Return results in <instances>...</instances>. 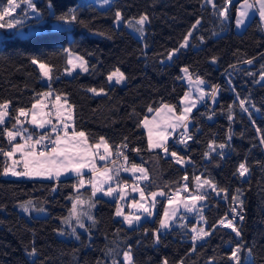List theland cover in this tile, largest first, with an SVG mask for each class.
Listing matches in <instances>:
<instances>
[{
  "label": "trees",
  "instance_id": "trees-1",
  "mask_svg": "<svg viewBox=\"0 0 264 264\" xmlns=\"http://www.w3.org/2000/svg\"><path fill=\"white\" fill-rule=\"evenodd\" d=\"M203 1L111 0L108 7L100 9L90 0H35L41 15L34 13L37 18L23 27L34 28L37 33L18 36L1 32V36H15L0 40V103L10 102L9 116L2 127L11 128L17 110H30L37 93L49 91L50 84L51 99L60 95L63 102L67 98L73 106L74 127L88 135L90 144L103 136L113 153L116 146L126 143L124 154H137L138 165L149 176L141 184L146 193L170 194L185 183L189 191L195 192L196 176L212 180L226 193L221 191L217 196L208 189V199L201 208L205 220L201 221L196 213H182L183 219L178 218L169 229L159 232L157 243L154 232L159 229L166 195L157 201L152 220L127 227L116 218L114 201L92 197L88 184L78 187L77 178L56 182L2 178L7 160L0 155V264H113V260L124 264L122 256L129 246L133 264H163L165 260L167 264H234L227 257L237 242L235 233L218 221L233 204L231 197L238 188L243 190L244 201V220L236 221L245 244L239 253L241 264L248 248L255 264H264V84L258 82L264 66V32L256 17L241 33L233 32L235 8L242 0L230 5L227 21L217 14L226 0H215V10L203 6ZM70 8L78 9V22L64 24L55 19ZM116 11L122 14L120 28L114 27ZM143 14L150 22L138 40L124 25ZM197 19L201 23L193 29ZM189 32L188 46L181 49ZM64 48L82 56L89 71L65 79ZM177 48L180 51L167 62L169 52ZM32 58L48 65L52 79L47 84L41 83ZM248 60L253 63H246ZM185 67L195 83L197 78L205 82L197 88L205 92L216 86L217 95L211 102L205 92L207 101L190 116L189 127L197 130L196 139L175 141L185 159L193 162L181 168L168 163L163 153L148 151L141 123L145 117L156 115L155 111L148 112L149 107L167 104L179 114V102L187 92L181 79ZM116 69L126 77L125 84L109 87L107 77ZM89 88H103L104 93L94 96ZM238 96L251 101L248 112L240 109ZM210 143L215 151L209 150ZM220 143L226 145L223 150L218 148ZM0 147L5 151L10 148L2 135ZM221 151L223 158L218 154ZM240 163L249 168L245 177L237 171ZM84 179L87 182V177ZM77 193L83 200L94 201L90 210L86 206L83 209L90 211L95 221L83 220L85 229L79 228L75 219L65 222ZM29 201L28 213L18 212L16 206ZM200 226L211 235L196 243L193 250L191 229ZM73 228L79 239L72 235ZM33 248L35 255H29Z\"/></svg>",
  "mask_w": 264,
  "mask_h": 264
},
{
  "label": "snow or ice",
  "instance_id": "snow-or-ice-1",
  "mask_svg": "<svg viewBox=\"0 0 264 264\" xmlns=\"http://www.w3.org/2000/svg\"><path fill=\"white\" fill-rule=\"evenodd\" d=\"M206 3L212 4L213 0H205ZM111 0H103L104 5H109ZM228 4L232 3V0H227ZM23 6V7H22ZM51 6V4H49ZM213 9H216L215 4H213ZM255 9L258 14L261 22H264V0H242L241 8L237 11L236 26L237 28L241 27L245 23V19L249 16V11ZM17 10H21L23 15H13L17 13ZM35 13L37 16H40L41 13L37 8L35 0H6V3H0V30L14 31L20 29L24 26V20L27 18L28 13ZM218 16L227 20L228 17V8L223 7L218 10ZM54 15V14H53ZM55 19L64 24H71L73 22H78V9L70 8L66 13L55 16ZM122 22V14L120 11L115 12L114 24L119 25ZM149 17L147 14L140 15L138 19L135 20V23L132 21L127 22V27L134 28L141 36L145 32V25L148 24ZM201 23L200 19H197L193 24V29ZM59 27V25H56ZM15 35L23 36L25 33L16 32ZM192 35L191 32L184 37V42L180 45V48H185L188 46L189 37ZM15 36H0V40L4 39H13ZM180 48L174 49L168 54V60H172L173 55L180 51ZM63 51L67 54L68 59L67 63L72 65V68H80L83 72H88L89 68L87 67V61L79 55H75L74 50L69 48H64ZM74 59L79 61V63H74ZM31 63L33 65H38L42 77L47 78L51 81L52 77L50 76L49 67L46 63L41 62L37 58H32ZM248 64H252L253 60L246 61ZM181 71L189 76V70L187 67L182 68ZM249 75H254L253 73H248ZM115 78L116 84H121L125 81L126 77L119 69L112 72L108 75L107 79L109 82L113 81ZM261 80H264V66H262L261 71ZM205 82L202 79L197 78V85H202ZM49 91L37 93V99L32 104L30 110L20 108L17 110V115L14 118L15 123L11 128L2 127L6 124V118L9 116V103L5 101L0 103V135L4 136L10 146L9 150L5 151L0 147V155H3L6 160H11V164H6L3 168V175H11L13 177H45L48 179H56L64 174H73L77 177L78 187H83L86 183L84 179V169H88L92 173V177L87 181V183L92 186V197H95L96 194L102 193L104 196L113 197L114 194H118L119 199L117 200V208L115 215L123 218V222L129 227L134 225H140L142 216L140 214H125L121 207L120 201L125 200V190L128 188L126 182L119 180L121 170L124 172H130L133 174L134 179L137 183H134L131 187L132 192L139 193V200L133 199L129 207L136 210H143V213L147 217L153 216V209L156 206L157 197L168 195V204L171 205V209L168 207L165 208L163 217L159 220V229L154 232L156 242L159 243L160 230H167L170 228L171 223L175 222V219L178 215V210L182 206L187 213H196L199 216L201 221H204L205 218L201 213L202 202L208 199V189H211L213 192H216V195L219 196L221 191L226 193V190L218 189V186L210 179L201 180L200 176L194 177L196 181V191L190 192L188 184L185 183L182 188H178L175 192L171 194H166L164 191H153L146 193L145 189L141 187L143 181H148L149 176L147 171L137 164L133 163L130 167H125L124 165L128 162L127 155L124 154L122 149H126L128 146L126 143L123 145L116 146L115 153L111 151V145L103 136L99 137V141L96 143H89L88 135L81 130H76L73 123V106L68 103L67 98L65 97L63 103H61V96H55V105L54 111L48 108V105L45 104L44 98L50 97L52 95L51 85L49 84ZM88 91L94 93L95 95H100L104 93V89L101 88L97 90L96 88H89ZM199 91V100L205 98V92L197 88ZM190 93H185V97L182 100L184 107L179 114L176 113L174 106L163 104L160 108L153 109L152 107L148 108V112H156V117H153L152 120H149L147 117L142 121L145 128L148 129V148L152 149H162L165 153H168L167 141L170 136L173 135L177 130H182L180 132V140L178 142L185 143L184 137L187 139H192L191 135L188 134V126L190 121V114L193 109L197 106L196 101H189ZM208 95L211 96L213 101L217 95V87L213 86L211 93ZM239 99V96L237 97ZM185 101H188L185 103ZM251 101L248 98L239 99V107L242 111L248 112V104ZM255 107V105H252ZM163 111V116L161 112ZM233 108L230 105L228 108V119L229 121L233 120L232 115ZM30 115V119H29ZM21 117L24 119L22 120ZM55 118V122L54 119ZM159 118V119H158ZM25 123L30 124L35 129L46 130L38 131L35 134L30 131L28 127H25ZM71 128V131L69 129ZM156 129L155 139H153V130ZM171 130V131H170ZM259 131V129H257ZM19 137V141L17 138ZM126 139V138H125ZM228 139H231L229 135ZM261 143L264 144V138L261 139ZM226 147L225 143H220L218 148L223 150ZM103 148L101 153L99 150ZM209 150L215 151L213 145L209 144ZM133 151H139V149H133ZM223 158V152L218 153ZM170 155L175 158L177 164H185L186 161L183 157L177 155L175 151L171 152ZM208 152L205 153L207 157ZM115 157V158H113ZM123 157L124 163L117 166V160ZM97 158L99 161L105 162V166L101 169L97 167ZM108 162H111L113 167H108ZM20 169V170H18ZM240 177H245V174L249 172V168L246 167L245 163H240L237 169ZM139 172L141 175L136 176L135 174ZM188 177L185 175L184 180L187 181ZM116 182V187H113L111 182ZM105 185H108L105 190ZM188 193L187 196H181L180 192ZM151 197V202H148L147 197ZM243 190L236 189V193L232 195L231 200L236 207H230L232 213V218L229 219L227 214L224 218L218 221V224L225 229H230L232 233H235L237 242L235 247L231 249L230 255L227 257L228 260L233 261L234 264H241V258L239 253L245 249L244 241L242 240L241 229L237 226V218L239 221L244 220L243 216ZM227 200V194L223 197ZM30 205L32 202H27ZM91 209L94 207V201L91 199L83 200L80 198L79 193L75 197L69 218L65 222H69L71 218H75L77 225L81 229H85V224L82 217H87L89 220H92L95 223L90 211L83 210L84 207ZM20 207L28 212L29 208L25 204H21ZM239 208V211L237 210ZM39 211H44L39 209ZM183 219V217H180ZM206 222V221H205ZM181 227H187L186 225H181ZM215 228V226H213ZM147 233V229L144 230ZM193 235L191 240L193 242V250H195L196 242L203 241L205 237L211 235L210 231H206L204 227L193 228L191 229ZM72 235H77L76 228L72 229ZM229 244L232 243L231 240L228 241ZM36 249L33 248L32 252L29 255H35ZM123 258L125 264H133V258L131 255V248L123 253ZM113 264H117L113 260ZM167 264V260L163 262ZM244 264H255L254 258L251 254V249H247V255L244 260Z\"/></svg>",
  "mask_w": 264,
  "mask_h": 264
},
{
  "label": "crops",
  "instance_id": "crops-1",
  "mask_svg": "<svg viewBox=\"0 0 264 264\" xmlns=\"http://www.w3.org/2000/svg\"><path fill=\"white\" fill-rule=\"evenodd\" d=\"M186 93H188V92H186ZM196 95H194V96H190L189 95V97H188V100L189 101H192V100H194V101H196V107L193 109V111H192V113L194 112V111H196L198 108H200L204 103H205V101L204 100H199L197 97H195ZM184 97H185V95L182 97V99L180 100V102H179V106H180V111L182 110V108L184 107V104H182L181 102H182V100L184 99ZM52 97L50 96V97H46V98H44V102H45V104H47L48 105V108H46L45 109V111H48L49 109H51V110H53L54 111V105H55V103H56V101H55V98L54 99H51ZM61 103H63L62 101H60ZM188 101H185V103H187ZM163 111L164 110H162V112H161V116H163ZM180 113V112H179ZM191 113V114H192ZM191 114H190V116H191ZM157 115V114H156ZM156 115L154 116V117H156ZM29 119H30V115H29ZM53 119H54V122H55V118L53 117ZM153 119V117L152 118H150L149 120H152ZM159 119V118H158ZM27 126H28V128H30L31 130H33V131H35V132H38V131H46V130H48V129H46V130H38V129H35L33 126H31L30 124H27V123H25ZM141 126H142V129H143V131H144V134H145V137H146V143H147V149H148V151L150 152V153H160L161 151H162V149H159V148H157V149H152V150H150L149 148H148V129L147 128H145L144 127V125H143V123H141ZM194 131L195 132V134L193 135V137H192V139H186V140H188V141H194L195 139H196V137H197V135H198V132H197V130L196 129H194L193 127H190L189 128V131ZM69 131H71V128L69 129ZM171 131V130H170ZM155 132H156V129H154L153 130V139H155ZM177 132V131H176ZM175 133V132H174ZM173 133V134H174ZM192 133V132H191ZM193 134V133H192ZM190 135V134H189ZM173 136V135H172ZM172 136H170L169 137V139H168V141H167V147H168V153H163V155H164V158H165V160L168 162V163H174V164H176V165H178L176 162H175V158H173L171 155H170V153L171 152H173V151H175L176 153H177V155L178 156H180V157H183L184 158V160H185V157L180 153V151H179V149H178V145H177V143H174V142H171V139H172ZM17 140L19 141V138H17ZM186 161V163L185 164H189V163H193L191 160H185ZM121 163H124V161L122 160V162ZM133 163H135V164H137L138 165V156H137V154H131V156H128V162L124 165L125 167H130L131 166V164H133ZM7 164L8 165H10L11 164V160H7ZM105 166V162H102V161H99L98 160V158H97V167L98 168H103ZM107 166L108 167H113V165L111 164V162H108V164H107ZM117 166H119V164L117 163ZM139 166V165H138ZM18 170H20V169H18ZM84 171V178L85 177H87V181L92 177V173H91V171L90 170H88V169H84L83 170ZM136 176H139V175H141V173H139V172H137L136 174H135ZM2 178H4V179H13V180H28V181H31V180H41V181H54V182H56V181H59V180H63V179H68V178H77L75 175H73V174H64V175H62L60 178H59V180H56V179H48V178H45V177H32V178H29V177H13V176H11V175H8V176H5V175H3L2 174ZM119 180L120 181H122V182H126L127 183V185H128V188L125 190V200H123V201H120V204H121V207H122V209H123V212L125 213V214H129V213H131V214H140L141 216H142V220H141V222L142 221H144V220H150L151 219V217H146L145 216V214L143 213V211H138V210H136V212L134 211V209H132L131 207H129V205L131 204V201L133 200V199H136V200H139L140 199V197H139V193L138 192H132L131 191V187H132V185L134 184V183H137V181L134 179V176H133V174L132 173H130V172H124V171H122L121 170V172H120V176H119ZM143 182H145V181H143ZM143 182H140L141 184L143 183ZM85 184H88V186L91 188V190H92V186H91V184H89V183H85ZM111 184H112V186L113 187H116V182L115 181H113V182H111ZM105 187V190L107 189V187H108V185H105L104 186ZM96 196L97 197H102V198H104V199H106V200H109V201H114L115 202V204H116V208H117V200L119 199V197H118V194H114V196L113 197H109V196H104L102 193H97L96 194ZM163 198V196H158L157 197V201L159 200V199H162ZM151 202V199L149 200V203ZM156 204H157V202H156ZM72 208V207H71ZM155 210H156V208H155ZM115 212H116V210H115ZM153 213H154V210H153ZM116 216V215H115ZM145 217H146V219H145ZM116 218L117 219H119L125 226H127V227H129L127 224H125L124 222H123V218L122 217H118V216H116ZM75 218L73 217L72 218V220H74ZM82 219L83 220H87L88 218L87 217H82ZM134 226H137V225H134ZM133 226V227H134Z\"/></svg>",
  "mask_w": 264,
  "mask_h": 264
},
{
  "label": "rangeland",
  "instance_id": "rangeland-1",
  "mask_svg": "<svg viewBox=\"0 0 264 264\" xmlns=\"http://www.w3.org/2000/svg\"><path fill=\"white\" fill-rule=\"evenodd\" d=\"M214 1H215V0H213V3H212V4H209V3H206L205 0H204V1H203V6H208V7H210V8H213ZM235 1H236V0H232V3H231V4L235 3ZM90 2L93 3L96 7L100 8V9H104V8H106V7L109 6V5H104V4H103V0H90ZM250 2H252V0H250ZM231 4H228V3H227V0H226V2H225V7H227L228 10H229V7H230ZM241 5H242V2H239V3L236 5V8H235L234 20H233V24H232V25H233V32L236 33V34L241 33V32L243 31V29L245 28V26L247 25V23H249V21H251L254 17H256L257 20L259 21V24H260V26H261V28H262V31L264 32V22H261V20H260V18H259V14H258V12H257L255 9H252V10L249 11V16L245 19V23H244V25H242L241 27L237 28V26H236L237 11H238V9L241 8ZM22 7H23V6H22ZM13 15H23V12H21V10H17V13H14ZM36 18H37V17L34 15V13L29 12L27 18L24 20V24H27V22H28L29 20L36 19ZM222 19H223V18H222ZM223 20H224V19H223ZM224 21H227V20H224ZM133 23H135V21H134ZM121 26H122V23H120L118 26L114 24V27H115V28H120ZM124 27H125V29H126L130 34H132L136 39L141 40V38L143 37V36H141L138 32H136L135 30H132L131 28L127 27V23L124 25ZM57 28H59V27H57ZM2 31H3V30H0V36H1V32H2ZM4 31H5V32H8V33H13V34H15L16 32H23V33H25V35H23V36H30V35H32V34L37 33V32H35V29H34V28H27V27H22V28H20V29L14 30V31H8V30H4ZM183 42H184V41H183ZM186 48H187V47H185V48H181V49H186ZM175 55H176V53L173 55V57H174ZM67 59H68V56H67ZM169 61H170V60H167V62H169ZM73 62H74V63H79V61H76L75 59H74ZM35 67H36V69H37V71H38V73H39V75H40V81H41V83H43V84H47V83H48V79L42 77V74H41V72H40V69H39L38 65H35ZM85 73H86V72H83L80 68H75V69H73V68H72V65H70V64L67 63V69L63 72V77H64L65 79H69V78L73 77L75 74H85ZM189 76H190V75H189ZM181 79H182V82L184 83V85H186V87H187V92L190 93V96H194V95H196L195 97L198 98V97H199V91H197V86H199V85H197V83H195V82L192 80L191 77H190V79H189L188 76H186V74L183 73V72H181ZM258 82L264 84V80H261V78L258 80ZM107 84L109 85V87H111V86H113V85H116V86L122 87V86H124L125 81H123L121 84H116V83H115V78H113V81H112V82H109L108 79H107ZM200 86H202V85H200ZM90 93H91L92 95H94V96H101V95H103V93L100 94V95H95V94L92 93V92H90ZM207 99H208V98H207V96L205 95V98H204L203 100H204V101H207ZM211 102H213V99L211 100ZM188 128H189V126H188ZM191 132H192L193 134H192ZM188 134H190V135L193 137V135L195 134V132H194L193 130H192V131H191V130L189 131V129H188ZM186 139H187V137H186ZM186 139H185V140H186ZM99 151L102 153V152H103V148H101ZM185 160H186V159H185ZM186 165H187V164H183V165L178 164V166L181 167V168H184ZM6 180H13V179H6ZM195 186H196V185H195ZM195 190H196V187H195ZM156 192H159V191H156ZM190 192H192V191H190ZM180 195H181V193H180ZM181 196H182V195H181ZM147 199H148V202H149V200L151 199V197L148 196ZM202 203H204V202H202ZM24 204L27 205L28 208L30 207V206L28 205V203H24ZM20 205H21V204H19L18 206H16V209L18 210V212H20L21 214H24V213L26 214V213H28V212H25V211L20 207ZM166 207H168L169 209H171V205L168 204V200H164L163 210H162V213H161V217H160V219L163 217V215H164V211H165V208H166ZM155 208H156V206H155ZM155 208L153 209V210H154V214H155V212H156ZM134 211L136 212L135 209H134ZM138 211H143V210L140 209V210H138ZM182 213H187V212H186V211L183 209V207L181 206V207L179 208V210H178V215H177V218L175 219V222H176V220H177L178 218L181 217V214H182ZM154 214H153V216L151 217L150 220H152V218L154 217ZM187 214H191V213H187ZM41 215H44V213H42ZM145 216H146V214H145ZM146 217H147V216H146ZM146 217H145V219H146ZM229 219H231V218H229ZM170 224H173V223L170 222ZM200 227H202V226H200ZM200 227H195V228L198 229V228H200ZM158 228H159V225H158ZM228 230H230V229H228ZM160 231H163V230H160ZM192 235H193V232H192ZM191 241H192V240H191ZM199 242H201V241H197L196 243H199ZM122 261H123L124 264H125V261H124L123 256H122Z\"/></svg>",
  "mask_w": 264,
  "mask_h": 264
},
{
  "label": "built area",
  "instance_id": "built-area-1",
  "mask_svg": "<svg viewBox=\"0 0 264 264\" xmlns=\"http://www.w3.org/2000/svg\"><path fill=\"white\" fill-rule=\"evenodd\" d=\"M202 89V88H201ZM211 91L212 90H210V91H205L206 92V94H207V96H208V98L210 99L211 98V96L210 95H208L209 93H211ZM182 130H178L175 134H174V136H173V140L175 139V140H180V132H181ZM185 138V137H184ZM128 156H131V154H127V157ZM123 160V157H120L118 160H117V163H120L121 161ZM171 194V193H170ZM183 196H187V195H183ZM166 199H168V195H166ZM230 207H236V205H234V204H231L229 207H228V209H227V211H226V214H227V216H228V218H232V213H231V211H230ZM238 211H239V208L237 209ZM238 219V218H237Z\"/></svg>",
  "mask_w": 264,
  "mask_h": 264
}]
</instances>
